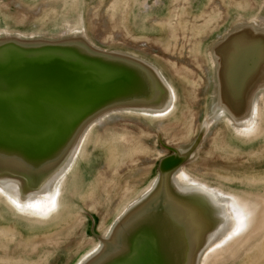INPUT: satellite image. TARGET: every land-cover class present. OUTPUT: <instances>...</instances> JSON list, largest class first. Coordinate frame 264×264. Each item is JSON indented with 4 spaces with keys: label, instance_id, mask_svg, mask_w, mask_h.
Returning <instances> with one entry per match:
<instances>
[{
    "label": "water",
    "instance_id": "water-1",
    "mask_svg": "<svg viewBox=\"0 0 264 264\" xmlns=\"http://www.w3.org/2000/svg\"><path fill=\"white\" fill-rule=\"evenodd\" d=\"M20 1H31L37 10L41 8V0ZM51 1L50 6L57 10L56 6L64 0ZM74 1L77 7L72 11L75 13L67 16L76 14L77 18H66L64 27L59 28L61 22L56 16L52 25L39 28L43 34L28 33L31 31L22 24L15 30L0 11V189L9 193L11 187L4 188L3 184L14 180L23 182L22 197L27 199L45 195L59 185L61 202L68 204L65 212L62 209L58 216L37 224L34 218L14 211L0 193V232L9 230L17 238L18 233H23L25 237L40 239L42 234L64 230L72 216L79 215L81 223L83 216L89 219L93 227L89 232L95 242L83 246L69 264H198L197 256L193 259V245L187 250L194 240L189 229L198 224L195 232H199L206 215L198 216L187 207L177 212L175 199L182 202L184 199L173 194L169 181L181 168L194 177H202L189 166L196 160L206 134L215 124L226 119L235 134L247 140L237 133L236 127L239 119L247 117L251 100L258 94L263 95L262 128L264 0H224L228 19L222 27V23L215 24L222 9L214 10L209 24L214 34L196 40L190 55V62L202 68L205 94L215 96L202 122L201 134L191 146L183 149L170 147L160 139L163 149L173 154L160 157L155 174L148 185H143L136 193L135 199L126 200L130 191L119 201L120 206L115 208L118 214L102 234L95 231L97 215L82 205V200L92 194L94 186L87 185L86 181L91 179L94 163L79 162L89 153L94 139L96 141L98 128L116 114L134 113L156 122L178 121L187 86L200 85L196 80L200 77L174 70L162 56L128 49L122 42L117 44L116 37L125 32L131 40L138 39L140 42L136 44L140 47L145 46L143 41L147 38L163 40L168 32L177 30L178 15L182 16L183 24L187 23L186 29L193 31V19L199 20L201 15L207 14L206 0H181L182 5L180 0H111L107 15L112 41L103 42L97 41L91 33L88 0ZM212 1L216 5V0ZM2 2L0 0V6L6 7ZM54 30L60 33L54 34ZM222 31L224 34L216 38L217 32ZM168 92L176 99L172 107L168 105L165 118L158 119L151 112L166 109ZM220 109L225 112L213 119V113ZM106 148L103 147L101 153L106 154ZM87 191L90 192L85 194ZM211 226L206 223L205 232H209ZM259 236L264 238V234ZM3 238L0 233V245ZM237 248L238 245L228 251L224 261L218 264H232L229 261L247 247L245 244L242 249ZM16 262L7 251L0 254V264H22Z\"/></svg>",
    "mask_w": 264,
    "mask_h": 264
},
{
    "label": "rangeland",
    "instance_id": "rangeland-1",
    "mask_svg": "<svg viewBox=\"0 0 264 264\" xmlns=\"http://www.w3.org/2000/svg\"><path fill=\"white\" fill-rule=\"evenodd\" d=\"M3 1L2 4H7V6L1 7V5L0 11L7 16L8 23L11 22L15 30L20 29L19 25L21 24L27 25L25 29L31 31L28 33L43 34V30L39 28L43 29L45 26L52 25L56 16L57 20L61 22L59 28L64 27L66 18H72V16L77 18L76 14L67 16L68 13H75V11H72L77 7L74 0L62 1L56 6L57 10L50 6V3H53L51 0H41V8L38 10L31 1ZM217 1L222 2L221 5ZM110 2L111 0L109 2L105 0H88V24L94 38L99 42L112 41L113 34L112 31H109L110 16L107 15L108 9L111 8ZM180 3L183 4L182 1ZM217 7L222 10L219 12L215 24L216 22L217 24L222 23V27L228 19L226 1L216 0L215 5L212 0H206L205 12L207 14L201 15L199 20L193 19L192 25L190 24L191 28H195L193 31L186 29L187 23L183 24L182 16L178 15L177 30L174 31L173 29V32H168L163 40L147 38L143 41L145 42L143 47L136 44L140 42L138 39L131 40L125 32H121L117 37L115 36L117 38L116 43L122 42L128 49L141 51L151 56L154 54L162 56L163 61L170 64L174 70L176 68L179 72H184L185 75H187L186 72H189L193 73L195 78L200 77V80L196 79L197 83L200 82V85L187 86V94L184 95L183 100L184 106L179 111L182 116L178 121L156 122L134 113L116 114L106 125L98 128L100 133L96 135V141L94 139L89 153L79 162L84 163V165L94 163L91 179L86 181L87 185L92 184L94 187L91 189L92 194L85 201L82 200V205L88 207L97 215L98 222L95 231L100 234L104 233L103 230L107 225H110L109 222L114 220L115 215L118 214V210H115V208L120 206L119 201L124 199L130 192L127 191L126 193V189L131 188V195L129 194L130 196L126 200L135 199L137 197L136 193L146 184L148 185L149 179L155 174L160 157L173 154L171 151L163 149L160 139L170 147L183 149L191 146L192 142L201 134L202 122L208 115L209 108L213 106L215 96L205 94L202 68L197 63H191L190 55L193 53L192 47L196 40L207 39L214 34L211 32L209 24ZM34 9L36 10L34 11ZM100 11L103 12L102 15H100ZM208 11L211 12L210 15ZM170 19H173V15L170 16ZM58 31L54 30L53 32L58 34L60 33ZM221 34H224V31L217 32L216 38ZM163 51L168 54H164ZM176 54L178 55L177 58L175 57ZM183 108L185 109L183 110ZM262 112L261 136L258 135L250 140L239 138L226 119L211 127L209 133L206 134L204 144L197 152L196 160L189 166L190 170L208 179L212 185L223 187L227 191L264 194V106ZM179 113L177 116H179ZM160 133L162 134L160 135ZM119 134H123V137ZM126 135H128L130 142L121 140L124 137V139H127ZM112 136H118L120 139L118 137H113V139ZM105 144L108 146L111 144V157L117 152L118 155L120 154L121 157L118 161L124 160V157L132 159V156L125 155L129 152L134 154L135 158L127 165L120 161L117 172L114 169L116 166H113L114 168L109 167L107 156H103L101 153L103 147H106ZM97 200H99V204ZM94 201L97 205L93 209ZM97 207L98 210H95ZM82 218V223L73 229L72 233H66L64 236L59 234L63 229L53 231L51 234L49 232H47L49 234H42L40 239L25 237L23 233L16 231L19 237L14 238V241L11 238H3L0 245V254L7 251L11 258L18 261L16 263L22 264H34L35 262H37L35 264H39L41 258L42 261L44 260L41 264H69L77 257L83 246L90 245L87 243L91 241L95 242L94 236L89 232V230L93 231L89 219L84 216ZM86 233L87 237H85ZM53 237L55 239L62 237L64 242L55 247L46 244L47 240ZM36 239L38 240L35 241ZM33 242L40 243L34 245ZM246 247L244 251L229 262L232 264H264V238L262 236L254 238L249 244H246ZM48 248L53 251L52 255H48L49 260L46 259L48 258L46 253ZM45 255L46 258L43 259Z\"/></svg>",
    "mask_w": 264,
    "mask_h": 264
},
{
    "label": "bare ground",
    "instance_id": "bare-ground-1",
    "mask_svg": "<svg viewBox=\"0 0 264 264\" xmlns=\"http://www.w3.org/2000/svg\"><path fill=\"white\" fill-rule=\"evenodd\" d=\"M202 50L200 51V54H202ZM188 82H191V80H188ZM175 99L176 97L172 96V94L168 92L166 109H158L155 112L151 113L158 119L165 118V113H167L166 111L173 106ZM262 102L263 95H256V97H253V99L251 100V106L249 108V114L247 115V117L239 119L240 121L238 119H235L237 120V122L239 121L238 126L236 127L237 133L242 137H246L247 140L252 137H257L262 132V128L260 126V112ZM223 110L225 109L215 111L212 115V118L218 119L220 115L225 112ZM122 135L123 134H119V136L123 137ZM127 136L128 135H126L127 139H124V137L121 140H123V142H130V139H128ZM113 137L116 138L118 136H112V138ZM105 146L107 148L105 147L106 149H104V152L109 153L105 154L102 152V154L103 156H107L109 167L116 166L115 168L113 167L115 170H119L120 161H123V164L127 165L131 160L135 158V155L129 152V154H124L132 156V159H129V157H124V160L118 161V159L121 157L120 154L118 155L117 152V155L115 154L111 157V144H109V146L105 144ZM152 186L148 189V191L151 192V190L153 189ZM3 187H11L12 189L9 193H6L4 190H2V188L0 189V193L5 196L8 203L14 207L12 209L25 216L34 218L37 224L45 223L48 221L47 219L58 216L61 213L62 209L65 212L68 206V204L61 202L62 192L59 185L44 193L45 195L39 197V194H37L36 197H30L27 199L22 197V194H24L25 183L16 180H14V182L8 181L7 184H3ZM169 188L174 192L173 194L181 196L184 199L183 202L175 199V206L178 208L177 212H182V208L187 207V210L198 216H202L201 214L206 215L205 223H202L199 226V232H195V226L198 224H196L195 226H191L189 229V232L191 233L190 237L194 240L187 246V250L190 246L192 247L193 245V259L195 260V257L197 256L198 264H218L220 261L223 262L225 259V254L228 251H231L237 245V249H242L243 247H245V244H249L255 237L264 234V195L259 196L252 193L241 195L235 194L233 192H228L221 187L212 186L210 184V181L206 178L194 177L191 173L188 172L187 169L184 168L179 169L177 174H175L171 178V180L169 181ZM127 191H131V188L126 189V193ZM88 192L90 191H87L85 194H88ZM150 192H148V194ZM97 202L99 203V200H97ZM137 206L139 207L140 204ZM197 206L201 208L202 211H200ZM106 213L108 212L106 211ZM80 223L81 217H79V215H75L74 217L72 216L71 223L65 226V229L63 231L59 232L60 236H64L66 233H72V231L70 230L75 229ZM192 223L195 224V222L193 221ZM206 223L212 224L209 232H205L206 227H204V225ZM0 233L4 238H11L12 240H14V238L16 237V234L9 230H4ZM83 239L85 238L83 237ZM37 240L38 239H36L35 241ZM63 242L64 240L62 237L56 239L53 237L49 238L46 244H48L49 246L53 245L55 247L60 246ZM36 243L39 244L40 242H33L32 244L35 245ZM46 253L47 256H50L52 255L53 251L49 250L48 248ZM49 256L48 258H46L45 255L43 259L46 258L47 260H49ZM40 261L42 263L44 260L42 261L41 258Z\"/></svg>",
    "mask_w": 264,
    "mask_h": 264
}]
</instances>
